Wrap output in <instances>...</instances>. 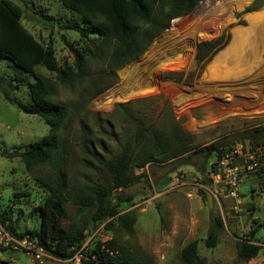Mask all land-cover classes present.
<instances>
[{
    "label": "rangeland",
    "instance_id": "374dc122",
    "mask_svg": "<svg viewBox=\"0 0 264 264\" xmlns=\"http://www.w3.org/2000/svg\"><path fill=\"white\" fill-rule=\"evenodd\" d=\"M13 1L23 6L18 0ZM205 1L173 19L141 55L124 65H111L107 55L112 52V45L107 48L106 58H89L87 76L71 86L63 85L56 73L38 67L37 71L50 83L54 100L66 105L69 112L57 133L63 151L54 163L29 172L19 155L0 154V212L10 216L15 231L24 233L40 227L38 208L44 204L47 192L38 185L36 177L53 179L63 173L68 190L98 182L108 184L100 160H109L133 141L138 122L156 128H169L177 122L194 135L199 147L221 139L228 142L223 150L237 144L252 146L248 141L237 140V136L249 128L264 126V0H214L204 6ZM23 9V26L41 42L51 44L61 67L75 70L74 57L63 40L65 36L78 49L87 44L66 28L76 21L75 15L65 10L60 0H33ZM223 33L226 37L221 45L225 46L208 62H198L199 44ZM239 50L243 54L237 60ZM0 77L18 83L21 87L13 96L30 102L27 84L34 81L31 75L0 61ZM48 134L49 127L43 120L23 113L0 93L3 149L22 152ZM182 162L177 159L137 168L138 179L128 188L114 190L112 195L114 204L120 203V197L123 200L120 214H134V232L128 233L117 224L107 228L108 223L115 221L111 217L94 230H86L87 240L97 231L96 241L116 239L149 264H185L181 250L196 238L206 264H245L237 259L235 246L256 222L260 225L256 237L264 248V214L251 220L255 211L249 210L250 204L237 208L235 204L239 202L230 199L232 204H228L227 198L218 202L213 198V207L209 208L201 191L211 194L212 184L208 175L203 177L197 170L202 159L195 157L191 165ZM244 178L249 184L241 186L245 196H249V187L262 191L258 173ZM177 183L180 186H175ZM189 190L192 197L186 195ZM195 194L201 196L200 203L194 200ZM66 208L69 218L65 224L71 220L88 221L91 216L89 210H80L71 201L66 202ZM215 215L223 218L224 227L218 247L207 248L204 240ZM223 246L226 251L221 255ZM220 256L222 261L218 260ZM0 261L68 264L53 256L39 262L1 246Z\"/></svg>",
    "mask_w": 264,
    "mask_h": 264
},
{
    "label": "trees",
    "instance_id": "16d2710c",
    "mask_svg": "<svg viewBox=\"0 0 264 264\" xmlns=\"http://www.w3.org/2000/svg\"><path fill=\"white\" fill-rule=\"evenodd\" d=\"M18 1L24 7H29L33 0ZM201 1L60 0L63 8L76 18V21L66 28L87 41L85 46L78 49L63 37L68 51L74 57L73 70L61 67L51 44L41 42L23 26V6L13 0H0V61H7L12 67L31 75L34 79L27 84L30 98L28 103L13 96L21 87L13 79L0 77V93L7 102L15 104L27 115L39 117L49 127V134L31 143L28 149L9 152L0 146V154L8 157L19 155L26 170L30 172L45 164L54 163L56 156L61 155L63 151L57 133L63 128L69 110L66 105L54 100L50 83L37 71L38 67L56 73L57 79L63 85L71 86L74 81H81L87 76L89 58H106L110 45L113 50L107 56L110 57L111 65L114 68L124 65L141 55L152 41L169 27L173 19L189 13ZM225 37L223 33L214 40L199 44L196 57L198 62H208L214 53L225 46L221 45ZM135 128L133 141L127 142L121 151L109 160H100L101 169L107 172L108 184L98 182L81 189L68 190L63 173L53 179L36 177L38 185L47 192L44 204L38 208L40 227L37 230L18 233L13 228L10 216L1 212L0 222L14 235L36 238L51 256L68 260L84 244L86 230H94L108 218L115 217V221L108 223L107 228L117 224L128 233L134 232V214H120L119 204L123 203V200L120 197V203L114 204L112 195L114 190L128 188L138 179L135 175L137 168L177 159L183 161L182 165H191L193 159L199 156L202 164L197 170L205 177L208 175L210 162L214 159L216 161L228 144L226 139H221L199 147L195 145L194 135L184 130L177 122L169 128H156L138 122ZM237 138L252 145H264V126L249 128ZM259 176L262 178L263 192L264 176ZM201 194L207 201V194L203 191ZM67 201H71L80 210H89V220H71L65 224L64 221L69 218ZM259 226V223L255 222L249 234L236 243L239 262H248L263 254V246L256 244ZM223 227V218L215 215L204 240L207 248L217 247ZM86 256V264H149L146 259L134 255L116 239L96 241ZM181 259L185 264H206V260L199 253V240L191 241L182 248Z\"/></svg>",
    "mask_w": 264,
    "mask_h": 264
},
{
    "label": "built area",
    "instance_id": "2783aa9c",
    "mask_svg": "<svg viewBox=\"0 0 264 264\" xmlns=\"http://www.w3.org/2000/svg\"><path fill=\"white\" fill-rule=\"evenodd\" d=\"M251 173L264 176V145L247 147L243 144H237L231 149L224 150L221 156L212 162L208 168L213 198L217 202L226 198L237 201L241 195L243 178ZM175 186H180V184L177 183ZM186 195L192 197L193 193L189 190ZM96 234L97 231L93 232L88 240L86 238L84 244L74 252L71 258L65 261L68 264H86V254L95 245ZM0 246L19 251L39 262L51 258V255L38 243L36 238L29 235H14L1 222Z\"/></svg>",
    "mask_w": 264,
    "mask_h": 264
},
{
    "label": "crops",
    "instance_id": "0c3cea01",
    "mask_svg": "<svg viewBox=\"0 0 264 264\" xmlns=\"http://www.w3.org/2000/svg\"><path fill=\"white\" fill-rule=\"evenodd\" d=\"M242 185H249L247 182H245V178L242 181L241 186ZM248 193H249L248 194L249 196L247 197L241 191L242 198L237 200V203L239 202L240 205L239 204H235V207L238 208V207H241L243 204H247V203L250 204L249 205V210L250 211H255L253 216H252V218H251V220H257V218L261 217L264 214V211H263V208H264V197H263V194L264 193L262 191H256V190L252 191V189L250 187L248 188ZM194 197H195L194 200L196 199L197 201H199L201 196H198V195L196 196V194H195ZM227 201H228L227 202L228 204H232L231 203L232 200H230L229 198H227ZM199 203H200V201H199ZM194 240H197V239L195 238ZM194 240H192V241H194ZM256 244L261 245L260 241L256 242ZM235 248H236V246H235ZM225 251H226L225 246L220 247L219 253H221V255H224ZM235 254H236V257H237L236 249H235ZM202 258H204L206 260V262H207V259L205 257H202ZM218 260L222 261V257L220 256ZM242 263H245V264H264V254L260 255L257 258H254V259H252V260H250L248 262H242Z\"/></svg>",
    "mask_w": 264,
    "mask_h": 264
},
{
    "label": "bare ground",
    "instance_id": "6f19581e",
    "mask_svg": "<svg viewBox=\"0 0 264 264\" xmlns=\"http://www.w3.org/2000/svg\"><path fill=\"white\" fill-rule=\"evenodd\" d=\"M213 1H214V0H206L205 3H204L203 5H204V6L209 5V4H211ZM246 31H247L248 33L251 32V31H249V30H246ZM235 32H236V31H235ZM244 34H246V32L243 33V37H244ZM249 37H250V36H249ZM233 44H235V43H233ZM236 51H237V49L234 51V53H236ZM240 51H241V50L238 51V52H239L238 57L235 58V59H237V60L239 59L240 53L243 52V51H241V52H240ZM242 54H243V53H242ZM235 59L233 60V62H235ZM237 60H236V61H237Z\"/></svg>",
    "mask_w": 264,
    "mask_h": 264
},
{
    "label": "water",
    "instance_id": "95a60500",
    "mask_svg": "<svg viewBox=\"0 0 264 264\" xmlns=\"http://www.w3.org/2000/svg\"><path fill=\"white\" fill-rule=\"evenodd\" d=\"M207 203H208V207L209 208H212L213 207V197L209 193H207Z\"/></svg>",
    "mask_w": 264,
    "mask_h": 264
}]
</instances>
